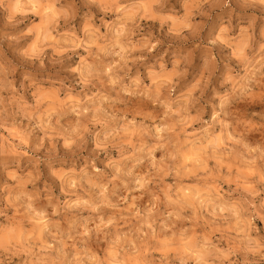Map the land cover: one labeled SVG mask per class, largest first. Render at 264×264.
I'll use <instances>...</instances> for the list:
<instances>
[{
    "label": "clouds",
    "instance_id": "9594fccd",
    "mask_svg": "<svg viewBox=\"0 0 264 264\" xmlns=\"http://www.w3.org/2000/svg\"><path fill=\"white\" fill-rule=\"evenodd\" d=\"M0 264H264V0H0Z\"/></svg>",
    "mask_w": 264,
    "mask_h": 264
}]
</instances>
